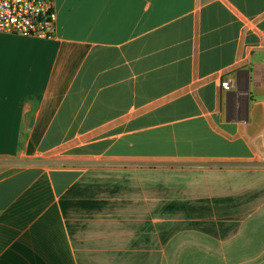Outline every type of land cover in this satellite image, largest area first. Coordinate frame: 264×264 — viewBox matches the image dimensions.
<instances>
[{
  "label": "crops",
  "instance_id": "crops-1",
  "mask_svg": "<svg viewBox=\"0 0 264 264\" xmlns=\"http://www.w3.org/2000/svg\"><path fill=\"white\" fill-rule=\"evenodd\" d=\"M54 2L0 33V264H264V0Z\"/></svg>",
  "mask_w": 264,
  "mask_h": 264
},
{
  "label": "built area",
  "instance_id": "built-area-1",
  "mask_svg": "<svg viewBox=\"0 0 264 264\" xmlns=\"http://www.w3.org/2000/svg\"><path fill=\"white\" fill-rule=\"evenodd\" d=\"M57 12L54 0H0V33L51 38L55 35ZM230 89V81L222 83ZM259 159L264 162V152Z\"/></svg>",
  "mask_w": 264,
  "mask_h": 264
},
{
  "label": "rangeland",
  "instance_id": "rangeland-1",
  "mask_svg": "<svg viewBox=\"0 0 264 264\" xmlns=\"http://www.w3.org/2000/svg\"><path fill=\"white\" fill-rule=\"evenodd\" d=\"M64 166V165H63ZM16 168L14 167V166H12V165H10V166H7V165H5V166H1L0 167V176H3V175H6V174H8V173H11L13 170H15Z\"/></svg>",
  "mask_w": 264,
  "mask_h": 264
}]
</instances>
